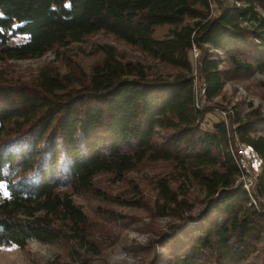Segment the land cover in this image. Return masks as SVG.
Wrapping results in <instances>:
<instances>
[{"label": "trees", "instance_id": "1", "mask_svg": "<svg viewBox=\"0 0 264 264\" xmlns=\"http://www.w3.org/2000/svg\"><path fill=\"white\" fill-rule=\"evenodd\" d=\"M162 26L170 33L157 37ZM99 32L175 73L150 77L104 46L89 76L0 79V245L57 244L70 264H95L100 249L74 196L92 191L99 174L119 179L143 161H173L203 190L204 210L195 217L159 182L160 209L178 220L161 241V264H264V205L235 184L237 147L251 145L262 159L251 195L264 197V116L226 111L206 125L229 72L264 71V0H0V61L38 58ZM16 37L24 40L10 43Z\"/></svg>", "mask_w": 264, "mask_h": 264}, {"label": "rangeland", "instance_id": "2", "mask_svg": "<svg viewBox=\"0 0 264 264\" xmlns=\"http://www.w3.org/2000/svg\"><path fill=\"white\" fill-rule=\"evenodd\" d=\"M187 23L193 20L187 19ZM170 26L158 27L157 37L170 33ZM22 37L13 38L10 43L21 42ZM104 46H112L118 58L144 65L150 77H170L175 69L164 65L137 46L116 39L113 35L99 32L62 47H54L43 56L32 59L0 61L1 81L31 84L40 74L46 72L70 73L82 70L87 76L94 64L104 58ZM198 54V51H197ZM221 67L228 65L223 54L217 52ZM196 56L193 54V58ZM197 82V90L200 91ZM215 107L206 115V125L237 113L246 118L256 110L264 116V71L236 75L232 72L224 78L220 94L214 98ZM188 173L173 161H143L121 178L114 174L102 173L96 176L92 191L74 196L89 220L91 238L98 244L100 254L95 264H161L164 256L162 240L169 235L177 217L163 214L160 209L159 182H167L179 199L186 200L191 214L204 209L203 190ZM7 195L4 184L0 183V198ZM264 205V197L256 200ZM28 254L38 264L56 261L70 264L66 248L62 245L30 241L25 250L16 245H0V264H30Z\"/></svg>", "mask_w": 264, "mask_h": 264}, {"label": "built area", "instance_id": "3", "mask_svg": "<svg viewBox=\"0 0 264 264\" xmlns=\"http://www.w3.org/2000/svg\"><path fill=\"white\" fill-rule=\"evenodd\" d=\"M193 54L197 55V49L193 46ZM204 90L201 89V93ZM225 115V112H222ZM238 155L235 158L239 175L235 184L240 185L249 195L251 202L256 204V200L251 195L254 186V175L259 171L262 159L255 149L248 144H239L237 147Z\"/></svg>", "mask_w": 264, "mask_h": 264}, {"label": "water", "instance_id": "4", "mask_svg": "<svg viewBox=\"0 0 264 264\" xmlns=\"http://www.w3.org/2000/svg\"><path fill=\"white\" fill-rule=\"evenodd\" d=\"M203 210H201L195 217H197V218L200 217L201 216V213L203 212Z\"/></svg>", "mask_w": 264, "mask_h": 264}]
</instances>
